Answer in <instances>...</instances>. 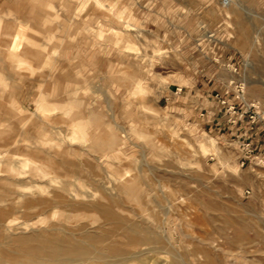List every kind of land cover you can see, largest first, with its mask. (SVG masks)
<instances>
[{"label":"clouds","instance_id":"obj_1","mask_svg":"<svg viewBox=\"0 0 264 264\" xmlns=\"http://www.w3.org/2000/svg\"><path fill=\"white\" fill-rule=\"evenodd\" d=\"M228 3L0 0V264H264Z\"/></svg>","mask_w":264,"mask_h":264},{"label":"rangeland","instance_id":"obj_2","mask_svg":"<svg viewBox=\"0 0 264 264\" xmlns=\"http://www.w3.org/2000/svg\"><path fill=\"white\" fill-rule=\"evenodd\" d=\"M224 0H216V4L223 6ZM231 14V23L234 39L225 42L224 46L216 48L217 54L223 56V63L234 66L235 71L222 68V78H239L245 82L250 92L256 96H264V0H229L228 9ZM221 17L215 15L213 10L209 24L213 30L219 24ZM259 36L257 43L255 37ZM220 66L213 65V70ZM252 113H249L251 116ZM248 119V117H246ZM255 127V126H254ZM226 131V129H225ZM264 137V133H261ZM221 207H225L221 205ZM229 207H233L229 205ZM231 211L232 209H228ZM238 221H233L231 226H237ZM249 239H261L260 247L264 248V238L255 233L247 234ZM209 255V264H216V258Z\"/></svg>","mask_w":264,"mask_h":264},{"label":"built area","instance_id":"obj_3","mask_svg":"<svg viewBox=\"0 0 264 264\" xmlns=\"http://www.w3.org/2000/svg\"><path fill=\"white\" fill-rule=\"evenodd\" d=\"M223 3H224V1H223ZM236 80L241 81L239 78H237Z\"/></svg>","mask_w":264,"mask_h":264},{"label":"bare ground","instance_id":"obj_4","mask_svg":"<svg viewBox=\"0 0 264 264\" xmlns=\"http://www.w3.org/2000/svg\"><path fill=\"white\" fill-rule=\"evenodd\" d=\"M224 4V3H223Z\"/></svg>","mask_w":264,"mask_h":264},{"label":"crops","instance_id":"obj_5","mask_svg":"<svg viewBox=\"0 0 264 264\" xmlns=\"http://www.w3.org/2000/svg\"><path fill=\"white\" fill-rule=\"evenodd\" d=\"M215 94V93H214Z\"/></svg>","mask_w":264,"mask_h":264}]
</instances>
